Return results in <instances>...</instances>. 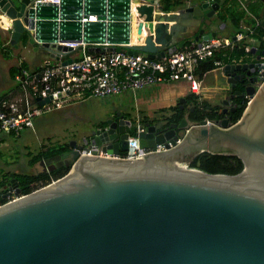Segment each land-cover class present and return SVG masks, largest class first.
I'll return each mask as SVG.
<instances>
[{
    "label": "water",
    "instance_id": "obj_1",
    "mask_svg": "<svg viewBox=\"0 0 264 264\" xmlns=\"http://www.w3.org/2000/svg\"><path fill=\"white\" fill-rule=\"evenodd\" d=\"M159 1L59 0L56 6L0 0V14L9 20L10 45L25 33L28 44L62 63L70 61L63 55L71 48L56 44V38L105 44L89 51L159 57L181 46L177 39L216 34L209 17L223 0H199L170 11H160ZM132 4L135 42L129 39ZM90 13L97 21H78ZM251 52L257 58L264 49ZM262 68L256 61L222 66L228 87L238 82L243 90L235 93L249 97L233 123L218 114L208 123L183 117L176 126L180 132L154 134L155 127L142 122L138 144L152 152L124 159L120 155L135 126L117 112L87 140H72L71 149L39 160L52 164L46 171L67 169L0 205V264H264ZM36 101L41 105L48 97ZM157 144L165 149L154 151ZM221 155H235L242 169L212 170Z\"/></svg>",
    "mask_w": 264,
    "mask_h": 264
},
{
    "label": "built area",
    "instance_id": "obj_2",
    "mask_svg": "<svg viewBox=\"0 0 264 264\" xmlns=\"http://www.w3.org/2000/svg\"><path fill=\"white\" fill-rule=\"evenodd\" d=\"M58 6L59 0H40ZM78 21L95 22L96 14L90 13L81 16ZM242 32H236L232 38L226 36H212L209 39L192 38L170 52L159 57H149L145 53H128L125 50L115 52L107 50L89 51V46L105 44L78 40L60 41L56 44L71 48L61 59L44 56L35 69L20 68L14 75L17 88L0 95V142L4 135H15L26 128L33 127L34 117L46 112L58 110L71 103L84 100L88 97L106 98L125 91H135L144 86L159 82L186 80L194 94L197 93L199 80L194 70L197 65L214 52L231 48L234 42L243 38ZM249 45L244 50L249 53V59L243 61L241 57L232 59L229 63L256 61L264 63V54L256 58L252 51L264 49V35L262 47L258 48V39L249 38ZM45 55V54H44ZM58 57H62L58 54ZM218 64V62H215ZM224 65V64H223ZM221 65L220 67H222ZM255 75L256 72H253ZM259 83L264 81V68L259 75ZM48 97V101L39 105L36 98ZM247 97V102L249 97ZM210 120H206V123ZM135 132L129 133L126 139V150L121 158L131 159L151 153V149L142 148L138 144L137 133L143 129L138 117L133 119ZM162 144H157L154 151L164 150ZM3 189V188H2ZM0 189V198L3 203L21 196L15 194L13 187L4 192ZM3 203H0L1 205Z\"/></svg>",
    "mask_w": 264,
    "mask_h": 264
},
{
    "label": "trees",
    "instance_id": "obj_3",
    "mask_svg": "<svg viewBox=\"0 0 264 264\" xmlns=\"http://www.w3.org/2000/svg\"><path fill=\"white\" fill-rule=\"evenodd\" d=\"M184 0H160L159 8L162 11H170L179 8ZM194 2L199 0H192ZM4 18L3 16H1ZM6 19V18H5ZM8 20V19H7ZM214 20L219 24L224 26L228 24L231 27L230 35H234L236 32H242L243 38L234 42L233 47L221 49L214 52V54L208 59L201 61L194 70L197 78H201L202 75L216 67H220L223 64L229 63L232 59L242 58L243 61L249 59V53L244 50V47L249 45V38L258 39V48L262 47V36L264 35V3L260 0H223V2L217 7L214 15ZM0 33V53L3 56L8 54L7 49H3ZM231 37V36H230ZM232 38V37H231ZM22 45L27 44L28 37L25 33L21 34L19 38ZM188 40H182V44H185ZM218 62V64H215ZM20 68H26L25 62H20L18 65H11L8 68V75L13 79L14 75L19 71ZM16 85L10 88L8 91L15 90ZM234 89L242 91V86L236 84L235 87H229L228 92L231 93ZM8 91L3 92L0 95H5ZM233 102H237L240 106L236 109L229 110L227 114V120L230 122H235L243 108L246 105L247 97L245 96H234ZM184 102L187 103L191 110L188 113V119L192 122H199L202 119L212 120L216 114L218 118H223L224 116L218 113V106H211L206 101L198 100L197 95L190 92L184 97ZM168 110L175 111L174 116L176 120L180 119L182 116V110L177 109L176 106H171L167 108ZM152 120H149L150 122ZM104 123L100 122L98 126H103ZM68 147L67 143L63 144H53L48 145L31 155L27 160V163L32 165L37 162L42 157H46L53 152H62ZM242 162L235 155H221L214 158L212 161V170L224 173V174H235L242 169ZM66 167H60L51 171L40 170L34 173H12V176L8 172L3 173L0 176V189L6 188L9 182V177L12 179V187L18 189V195L27 194L37 188H40L52 180L61 177ZM6 199L4 197L0 198V203H3Z\"/></svg>",
    "mask_w": 264,
    "mask_h": 264
},
{
    "label": "rangeland",
    "instance_id": "obj_4",
    "mask_svg": "<svg viewBox=\"0 0 264 264\" xmlns=\"http://www.w3.org/2000/svg\"><path fill=\"white\" fill-rule=\"evenodd\" d=\"M185 1L187 0L183 1L182 6L190 2V0H188L189 2ZM0 33L2 36V45L4 46L3 49L5 48L8 50L6 56L0 53V93H3L15 83L8 75L9 66L17 65L20 60H23L26 65H38L41 60H39V58L43 56V53L39 50L37 52L33 51L28 44L22 45L20 40L17 42L16 46L10 45L7 40L9 35L8 32L0 27ZM31 67L29 66V68ZM215 72L220 74V76L216 78L218 85H220L221 88L226 86L221 76L220 68L216 69ZM205 89V86L198 87L203 97L209 98L212 92L213 94L216 93L215 90H210V88H207V91H205ZM222 91L223 89H221L217 96L213 95L210 101L214 100L215 103H220L221 98L219 99V96ZM112 102V97H88L84 100L66 105L58 110L46 112L34 117L32 128L23 129L15 135H4L3 140L0 142V176L5 172H37V162H34L32 165L27 163L31 155H34L40 148L43 149L48 145L68 144L72 140L78 142L83 132L95 126L99 121L104 120L108 115L107 113L113 110L112 105L116 106V104ZM172 104L175 105L176 101H173ZM122 107L124 110L128 111L131 119L138 116L136 115L137 107L138 109H144V114L149 117L146 118L139 115L142 118L140 119L141 123L148 122L154 116H159L158 113L155 112L158 107L157 104L149 106L142 105L140 104V100H136V98L135 100L125 99Z\"/></svg>",
    "mask_w": 264,
    "mask_h": 264
},
{
    "label": "crops",
    "instance_id": "obj_5",
    "mask_svg": "<svg viewBox=\"0 0 264 264\" xmlns=\"http://www.w3.org/2000/svg\"><path fill=\"white\" fill-rule=\"evenodd\" d=\"M187 1H185V2H187ZM190 2L192 3L194 1L190 0ZM180 7H182V5ZM158 9L160 10L159 6H158ZM160 11H162V10H160ZM133 15H134V11H133V5H132L131 27H134L136 25L135 24L136 22H135V19H134ZM214 15H215V13L210 15L209 18L211 19V29H216V35L218 34V36L219 35L220 36H226V37H229V38L233 37L234 35L233 36L230 35L231 37L229 36V34L231 33L232 29L228 26V24H226L225 26L223 24H219L217 21L214 20ZM207 30H208V28H205V31H207ZM219 31H220V33H219ZM185 39H189V38L177 39L176 42H179V41H182V40H185ZM28 45L35 52H37L39 50L35 46H31L30 44H28ZM44 56H46V54L44 55V53H43V56L41 58H39V60L42 59ZM22 61L23 60H20L18 62V64H20V62H22ZM29 66L30 67L32 66V67L29 68ZM36 66H37L36 64L26 65L25 69L32 70V69H35ZM218 68H220L221 76L223 77L224 82L226 83L225 76L222 73V67H216L214 69H211V70L205 72L202 75L201 78H198V80H199V88L202 87V86H205V88H206L205 91L208 90L207 88H210V90H215V92H216L214 94L212 92L211 93L212 95L209 98L208 97H203V95L201 94L200 90H198L197 93H196L198 100L206 101L211 106H218L222 102V100H224L226 98L228 90H229V87H228L227 83H226V86H224L222 88H221L220 85H218L216 78L218 76H220V74L215 72V70L218 69ZM214 77H215V79H214ZM13 80H14V77H13ZM15 85L17 87V84L14 83L10 88H12ZM10 88L7 89L6 91L10 90ZM221 89H223V91L221 92V94L219 96V99L221 98L220 103H215L214 100L210 101L212 96L213 95L217 96L218 93L221 91ZM190 92H191V90L189 88V83L186 80L159 82V83L151 84V85H148V86H144V87L139 88L138 90H135V91L121 92L119 94L110 96V97L113 98V102L112 103L116 104V106L112 105L113 110L111 112L107 113L108 115L106 116V118H108L109 116L119 112L121 115H123V118H130L131 119L130 114L128 113V111L124 110L122 106H123V102H124L125 99H129V100H133L134 99L135 100V98H136V100H140V104H142V105L149 106V105H152V104H157L158 107L156 108L155 112H157L158 115H160V114H163V113L167 112V110H168L167 108H169L171 106H174V104H172L173 101L178 102V98L179 97L184 99V97L187 96ZM0 94H2V93H0ZM179 103L182 104V102H179ZM164 104H166V105H164ZM143 111H144V109H141V108L138 109V107H137L136 115H138V116H135V117H138L139 119H142L141 117H146V118L149 117L148 115L144 114ZM139 115H141V117ZM135 117L132 118V120L135 119ZM155 118H156V116H154L150 120H154ZM104 120L99 121L97 124H95V126H92V127L88 128V130L89 129L98 128L99 127L98 124L100 122H104Z\"/></svg>",
    "mask_w": 264,
    "mask_h": 264
},
{
    "label": "flooded vegetation",
    "instance_id": "obj_6",
    "mask_svg": "<svg viewBox=\"0 0 264 264\" xmlns=\"http://www.w3.org/2000/svg\"><path fill=\"white\" fill-rule=\"evenodd\" d=\"M1 16H4V15L0 14V27H1V29H3L6 32H8L9 35H8L7 40H9V37L11 35V31L8 30V29H5V27L8 26V24H9V20H7L5 18H2ZM251 75L253 76L254 74L251 73ZM236 84H238V82H236ZM242 90H243V86H242ZM236 91L240 92V90H238V89H234L231 93L228 92L226 98L224 99L226 101V103H223L224 100H222V102L218 105V113L222 114L224 116L223 118H227L226 117L227 116L226 113H228L229 110L231 111L233 109H236V107L238 108L240 106L237 102L235 103V102L232 101L234 96H240V93H235ZM174 106H176L177 109H180L183 112L182 116L180 117V119L184 117V119L189 120L188 119V113L191 110V107L189 108L187 103L183 102L182 104H180L179 102H176V104ZM180 106H182V107L180 108ZM174 113H175V111L167 110V112H165L163 114H160L154 120H152L150 122H147L146 126L147 125H153L155 127L154 134H159V133H163L165 131H171V130H173V131L178 133L180 131L178 130V128L176 126L180 122V119L176 120V116H174ZM114 117H116V116H114ZM206 120H209V119H206ZM142 127L144 128L143 123H142ZM93 130L94 129H89L86 132H83V135L80 138V140L78 142L77 141H75V142L76 143H80L83 138L85 140H87L91 136V134L93 133ZM69 149H71V147L68 146L66 150H69ZM59 153H61V152H53L52 154H49L46 157H42L41 159H45L47 157H52L55 154H59ZM37 167H38V171H40V170H44V168H47V167L51 168L52 164L51 163L50 164L46 163L43 166V165L39 164V160H38L37 161ZM60 167H64V166L61 165L59 167H54V168H52V169H50L48 171H51V170H54V169H57V168H60ZM9 174H10V176H12V173H9ZM11 180H12L11 177H9V181H11Z\"/></svg>",
    "mask_w": 264,
    "mask_h": 264
},
{
    "label": "bare ground",
    "instance_id": "obj_7",
    "mask_svg": "<svg viewBox=\"0 0 264 264\" xmlns=\"http://www.w3.org/2000/svg\"><path fill=\"white\" fill-rule=\"evenodd\" d=\"M133 5V4H132ZM132 7V6H131ZM131 14H132V9H131ZM2 15V14H1ZM4 18H6L5 16H3ZM132 18V17H131ZM7 19V18H6ZM130 24H131V20H130ZM130 28L132 29L130 31V36H129V39H130V42H135L136 41V38H137V35L135 34V26L134 27H131ZM142 36V35H141ZM246 171V170H245Z\"/></svg>",
    "mask_w": 264,
    "mask_h": 264
}]
</instances>
